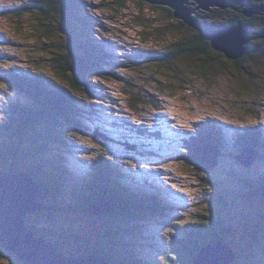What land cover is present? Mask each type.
Listing matches in <instances>:
<instances>
[{"label":"rangeland","instance_id":"rangeland-1","mask_svg":"<svg viewBox=\"0 0 264 264\" xmlns=\"http://www.w3.org/2000/svg\"><path fill=\"white\" fill-rule=\"evenodd\" d=\"M37 1L39 0H0V9L14 4ZM77 1L84 4L81 11L85 14V19L90 27L84 25L85 29L79 28L76 34L71 35L74 50L84 54L85 51L80 49L82 40L93 41L94 46L99 44L98 48L103 47L100 49L103 53L112 56V62L106 63L105 67L102 66L105 80L98 79L96 81L100 90L102 88V92H97V97L92 99H84L86 104L90 102L95 107L92 112L89 111L90 106L86 105L89 117H85V119L91 123L84 122L86 129L83 132L73 131L70 133L71 140L68 142L70 150L66 151L67 154L63 158H60L65 160V164L68 165L67 177L72 174L73 182L77 185L81 182L84 183V180L91 182L98 168L94 164L101 160L104 165L111 167L112 171L114 169L121 170V175L125 173L138 185L143 183L150 188L158 186L162 191L173 196L179 202L177 205L173 204L176 205L175 212L178 213L169 215L170 221H180L183 218L188 222L193 220V217L198 213L205 211L207 207L209 210L218 207L221 209L219 213L221 220L241 221V226L235 225L236 230L234 229L228 234L232 246L225 244L230 255H232V250L234 255L237 254L232 264H258L260 258L264 259V251L261 250L264 246L250 243L254 241L256 233L253 231L254 227H250V221L257 222V227L259 224L264 225L263 201L257 199L252 202L248 201L250 193L247 192L251 188L249 186L247 188L245 183H243L244 189L237 187L239 185L235 183L234 177L228 176L230 171H225V167L230 166V163L226 159L223 160L222 154L218 158V166L213 167L212 174L207 178L213 184L211 187L205 185L195 172L179 163L177 156L181 150L179 139L182 140L190 136L195 125L202 121H215L225 130L228 128L241 130L242 126H257L264 129V62L258 59L259 57L264 59L263 54L259 57L253 56L243 63L244 68L254 73L257 78L246 77L244 72L237 71L232 64L226 63L224 60L216 61L208 66L204 65L202 60L194 57H184L168 62L152 61L148 53L172 51L175 42L182 37L174 33L180 21L175 18L172 20L169 17V12L154 9L146 3L140 5L137 0L129 2L121 10L118 9L114 0ZM190 6L194 7L192 3ZM56 20L55 17L50 16L43 21L36 14L26 15L24 18L0 17V75L9 69L20 72L36 70L42 78L49 81L54 80V82L48 83L49 87L53 88L56 84L63 87L65 84L58 81L57 75L50 69V61H46L40 67H35L27 61V54L33 55L34 58V55H37L49 59L52 56L50 51L56 50L50 47L52 43L56 40L65 42L67 37L62 34V27ZM42 22L54 25V33L50 39L41 37L39 28ZM187 28L189 27H184L183 31L186 34L189 33ZM43 47L46 49H40ZM92 50L94 47L90 49L91 53ZM256 51L261 50L258 48ZM248 80H253L260 86L256 88L257 85ZM0 83L4 84V87L0 88V125H2L8 122L9 116H14V107L18 103L26 104L30 103V100L13 90L8 85L10 82L7 84L0 78ZM243 85H246V90H242ZM135 94L145 99V103L139 104L137 110H133L130 104V99ZM152 97L159 98L163 105L160 108L154 106ZM252 120L261 123L252 125L250 124ZM184 124H188L189 127H183ZM40 125L42 127L35 134L38 139H33L32 136L26 138L22 141L23 150L27 151L29 146L37 147L40 143L43 144L41 138H45L46 133H52L51 130L45 129L48 128L46 122H42ZM224 125L229 127L226 128ZM98 129H101V132L110 138L114 136L135 144L141 142L137 145L139 148L140 145L144 146L145 151H139L137 154L134 153L137 152V149L135 151L127 150L120 140L113 142L105 140L103 135V139L97 137V135H101L98 133ZM151 133L161 134L151 138ZM163 134L166 135L167 142L171 145L160 143L164 139ZM3 136L0 133V158L4 157L3 162L8 168L7 174L14 171L20 172V169L31 171L30 164L41 160V155L36 151L26 154V157L20 155L19 158H16L17 160L9 157V152L3 153L2 151L4 147L1 145L5 142ZM86 141H91V144ZM93 144L96 147H93ZM228 144L229 140L224 141V145ZM148 148L150 150L146 151ZM213 150V148L209 149L211 153ZM251 151L252 148L244 149L246 154ZM172 152L174 153L172 154ZM244 152L238 154L237 158L245 156ZM90 157H94V159H90ZM209 158L215 162L217 160L213 159V153L209 155ZM0 164L2 165V162ZM1 165L0 168H2ZM45 165L49 164H45V161L43 164L39 163L42 179L50 176L51 166H46L47 168L44 170ZM169 165H176V167L166 171L165 168ZM76 166L80 171L75 170ZM240 166L243 167L242 171L234 162L235 173L241 176L240 179L244 181L246 176L251 177L246 174V168L242 164ZM52 168L54 169L53 166ZM254 170L257 172L258 169L254 168ZM62 180L64 178H58L56 181L63 182ZM121 184L120 188L126 185L122 182ZM79 189L81 188L75 190L76 193ZM138 189L144 191L141 186ZM180 189L186 190L180 191ZM240 190L244 192L242 194L237 192ZM65 192L67 195L75 194L74 191H68L65 186L61 195L54 194L50 199V203L53 206L56 205V211L51 214L46 212L43 217H38L40 215L34 213L28 215L29 220L37 223L36 225L41 229L54 231L58 239H61V235L68 234L72 237L74 232L83 231L86 234L84 239L89 241V246H87L88 242L84 241L82 242L86 244V248L74 243L75 241H72L74 246L69 241H64L62 247L67 253L84 248L87 252L102 251L107 254L105 246L108 244V240L105 230L108 225L112 224L109 221L112 218H105L103 216L105 214L96 215L94 213L84 216L67 214L64 211L65 204L68 203V198L64 195ZM221 194L225 196L227 202L231 197L237 199L239 204L236 202L234 205H239L240 208L235 212H230L235 208H231L229 204L224 205L217 202V198L222 196ZM94 205L96 204L92 206ZM94 207L102 209L104 206L99 204ZM180 211H187L190 215L183 217ZM252 211H255L253 215H251ZM146 217L148 218L145 221L140 222L141 227L145 228L144 230L147 232H143L142 238L145 241L146 237L150 235L154 237V245L164 248L167 243L163 236L164 233L160 232H174L178 226L174 222L171 225L168 224L170 222H162V217H151L150 215ZM162 224L163 227H161ZM257 227L255 226L256 230H258ZM28 228H30L29 225ZM89 230L92 232H88ZM135 246L138 247L141 255L151 256L154 259L159 257L156 252L151 250L150 244H142V248L138 244ZM250 246H252L251 249H249ZM12 263L9 257L0 256V264Z\"/></svg>","mask_w":264,"mask_h":264},{"label":"trees","instance_id":"trees-1","mask_svg":"<svg viewBox=\"0 0 264 264\" xmlns=\"http://www.w3.org/2000/svg\"><path fill=\"white\" fill-rule=\"evenodd\" d=\"M133 1L135 0H114V3L121 10L129 2ZM231 1L234 2V8H232L234 11H231V13L229 11L215 9L212 12H199L197 17L204 28L210 31H215L223 27H236L242 23L248 30L255 32L254 35H251L252 40L248 45L249 51L243 58L238 61H230L223 54L216 55L215 53L219 52H216L212 48L211 43L199 31L187 28L189 29L187 30L189 33H184V27L186 26L182 22H179V26L174 30V33L182 37L179 41L175 42L172 51L148 53V56L152 61L166 62L184 57H194L202 60L203 64L207 66L214 64L216 61L224 60L226 63L232 64L237 71L244 72L246 77L257 78L254 73L244 68L243 63L250 60L253 56L259 57L262 54L264 56V47H262L264 46V38L260 37V33L264 32V19L260 21V24H255L254 19H248L245 16V11L248 8L247 5H242L247 3L253 5L254 1H258ZM137 3L144 5L143 2L137 1ZM83 7L84 4L77 0H39L33 3L14 4L0 9V17L11 16L24 18L26 15L36 14L45 21L50 16H53L62 27V34L67 37L64 43L63 41L61 43L57 40L52 43L50 47L56 50L50 51L52 56L49 59L37 55H34V58L33 55L27 54V61L35 67H40L46 61H50V69L57 75L58 81H62L65 84L63 87H60L58 84L53 86V88L49 87L48 83L54 82V80L49 81L48 79L42 78L36 70L22 71V73L15 69H9L0 75L2 81L5 83L10 82V84H7L13 90L18 91L30 100V103H18L14 107V116H9L8 122L0 125V133L5 137V142L1 146L4 147L2 149L3 153L9 152L8 156L15 160L20 155L26 157L28 153H34L35 151L41 155L40 161L30 164L31 171L20 169V172L23 171V173L31 175L37 181L40 188L37 201L44 209L41 212H37L40 215L38 217H43L46 215V212L51 214L53 211H56V205L53 206L50 203V199L54 194L61 195L65 186L68 191L75 192V194L70 193L68 195L66 192L64 193L68 198V203L67 205L65 204L66 208H64L67 214L84 216L91 213L93 204H96L95 206L99 204L105 205L109 212L103 216L105 218H112L109 219L112 224L108 225V228L105 230L108 240V244L105 246L107 254L102 251L87 252L84 249L86 248L84 242H88L87 246H89V241L84 239L86 234L83 231L79 233L74 232L72 237L68 234L61 235V239H58L54 231L41 229L36 225L37 223L30 221V217L28 216L26 221L30 229L39 238H43L57 245L58 251L67 257L83 259L100 256L109 264H193L201 250L208 245L222 242L231 247L232 245L230 243L232 242L229 240L228 234L235 229V225L241 226V221L221 220L222 218L219 215L221 209L218 207L214 210H209L207 207L205 211L198 213L197 216L193 217V220L188 222L184 221L183 218L180 221H170L168 218L169 215L172 216V214L178 213L175 212V206L179 202L173 196L166 191H162L158 186L150 188L143 183H139L138 185L136 181L125 175V173L121 175V170L114 169L112 171V168L104 165L101 160L94 164L98 168L91 182L84 180V183L81 182L77 185L73 182L72 174L67 177L66 171L68 165L65 164V160H61L60 158H63L67 154L66 151L70 150L68 145V142L71 140L70 133L73 131L83 132L86 129L84 122H87V124L91 123L85 117H89L88 112H94L95 107L90 102L86 104L84 99H92L97 97V92H102V88L100 90V86L96 81L98 79L105 80L102 66L105 67L106 63L112 62V56L103 53L100 50L103 47L98 48L99 44L94 46L93 44L95 43L93 41L88 42L86 39L82 40V48L80 46V49L85 51L84 54L81 51L77 52V50H74L73 37L71 35L76 34L79 28L85 29L84 25L90 27V24L85 19V14L81 11ZM151 7L169 12V17L174 20L171 9L160 6ZM39 32L42 39L44 37L50 39L54 33V25L52 23L42 22ZM92 47H94V50L91 53L90 49ZM258 48L261 51H256ZM40 49H46V47ZM258 59L264 62L263 58L259 57ZM248 81L257 85L256 88L260 86L253 80ZM245 88L246 85H243L242 90H246ZM151 100H153V103H155L154 106L156 107L160 108L163 105V102L157 97H152ZM142 103H145V99L140 95L135 94L130 99L133 110H137L139 104ZM86 105L90 106L89 111L86 110ZM42 122L47 123L48 128L45 129L48 131L51 130L52 133H46L47 136L41 138L43 139V144L40 143L37 147L29 146L27 147V151L23 150L22 141L26 138L32 136L33 139H38L35 134L42 127L40 125ZM224 126L228 128L231 125ZM98 130V133L103 135L105 140L107 139L113 142L120 140L123 142L121 144L125 146L137 147V150L135 149L137 152L134 153L138 154L139 151H145L144 146L142 147L140 145L139 148L137 145L141 144V142L135 144L127 140L124 141V139L115 138L114 136L110 138L102 133L101 129ZM230 130V128L225 130V128L218 125L215 121H202L197 123L190 136L182 140L179 139L181 150L177 156L178 162L195 172L200 176L201 181L205 185L211 187L213 184L207 178L212 174L213 167L203 162L202 149L206 145L214 146L223 155V160L226 159L230 163V166L225 167V171H230V175L228 176L234 177L235 183L239 185L237 187L244 189L243 183H245L247 188L248 186L251 188L247 192L250 193L249 200H247L252 202L257 199L264 203V129L257 126H242L241 130ZM151 134V138H154L161 133ZM163 135L164 139L160 143L170 144L167 142L166 135ZM226 140H229L228 145H224V141ZM176 144L178 145V143ZM149 148L146 151H149ZM246 148L258 150L257 159L249 167L242 164L237 158V155L242 154ZM3 161L4 157L2 159L0 158V162H2V165L0 164L2 166L0 168V175L7 173L6 170L8 169L5 167L6 165ZM43 161H45V164H49L43 167L44 170L48 166H51L50 176L45 177V179H42V173L39 169V163L43 164ZM234 162L239 166L240 171L243 170V167L240 166L242 164L246 168V174L251 177L246 176L244 181L241 180V176L235 173L236 169L233 167ZM76 168L75 170H79L78 166ZM254 168L258 169L257 172ZM54 176H57L59 179L64 178L62 180L63 182H57L56 180L58 178ZM121 182L126 184L123 188H120L122 186ZM140 186L143 188V192L138 189ZM78 188L81 189L76 193L75 190ZM237 192L242 194L244 191L240 190ZM229 201H226L224 195L217 198L218 203H223L224 205L229 204L231 208H235L234 211L230 212H235L236 209L240 208L239 205H234L236 202L239 204L237 199H232L231 197ZM174 203H176L175 206L173 205ZM254 212L252 211L251 215ZM180 214L183 217L190 215L187 211H180ZM147 215L151 217H162V222H170L168 223L169 225L174 222L178 226V229L174 232H160L164 233L163 236L167 243L164 248L154 245V237L150 235L146 237L145 241L142 238L143 232H147L144 230L145 228L143 229L141 227L140 222L145 221L148 218L146 217ZM256 224L257 222L250 221V227H254L253 231H256L255 238H253L254 241L250 243H257L264 246V225L259 224L257 227ZM255 226L258 230L255 229ZM161 227H163V224ZM163 229L166 230V228ZM88 232H92V230ZM64 241H69L70 244H73L72 246H74V243H77L84 248L76 249L73 253H67L62 247ZM72 241L75 242L73 243ZM135 244H138L140 248H142V244H150L152 246L151 250L156 252L159 257L154 259L151 256L141 255L140 250ZM100 249L102 250L103 248ZM0 250H3L0 251V256L5 258L9 257L13 262L12 264H24L15 254L7 252L3 248ZM261 250L264 251V247ZM263 260L260 258L259 263L262 264L264 262Z\"/></svg>","mask_w":264,"mask_h":264},{"label":"water","instance_id":"water-1","mask_svg":"<svg viewBox=\"0 0 264 264\" xmlns=\"http://www.w3.org/2000/svg\"><path fill=\"white\" fill-rule=\"evenodd\" d=\"M151 6L167 7L173 11L174 18L187 27L199 31L212 48L223 54L230 61H238L249 51L248 45L252 40L251 35L255 32L248 30L242 23L236 27H223L210 31L204 28L198 12H212L215 9L226 10L234 8L231 2L225 0H137ZM264 3V0H257ZM194 7H191L190 4ZM245 11L246 17H251L257 12L253 6L248 5ZM264 12V6L261 8ZM264 38V32L260 33ZM103 139L102 135H97ZM129 150L136 147L126 146ZM210 148H213L214 158L210 160ZM245 153V152H244ZM246 154V153H245ZM221 153L211 145L202 149V160L204 163L216 167L219 163ZM257 150H252L238 160L249 167L257 159ZM40 188L37 181L31 175L14 171L0 175V247L7 252L15 254L24 264H109L100 256L76 259L70 258L58 251V246L39 238L37 234L28 228L25 216L42 211L44 208L37 201ZM95 206V205H94ZM91 207V213L103 215L108 209ZM37 210V211H36ZM227 246L222 242L204 247L193 264H232L236 255L227 252ZM231 258V259H228Z\"/></svg>","mask_w":264,"mask_h":264},{"label":"flooded vegetation","instance_id":"flooded-vegetation-1","mask_svg":"<svg viewBox=\"0 0 264 264\" xmlns=\"http://www.w3.org/2000/svg\"><path fill=\"white\" fill-rule=\"evenodd\" d=\"M225 1H228V2H231L232 4H234V2L231 1V0H225ZM244 5L245 6L246 5L248 6L249 4L248 3L247 4H243L242 6H244ZM252 6H253V11L254 12H257V14H254L251 17H247V18L248 19H254L255 24H260V21L264 19V12H262V9H261L264 6V3L254 1V3H253ZM221 11H227V12L229 11V13H231V11H234V10H232V9H226V10H221Z\"/></svg>","mask_w":264,"mask_h":264},{"label":"snow or ice","instance_id":"snow-or-ice-1","mask_svg":"<svg viewBox=\"0 0 264 264\" xmlns=\"http://www.w3.org/2000/svg\"><path fill=\"white\" fill-rule=\"evenodd\" d=\"M216 55H221V53H215ZM4 87V84L3 83H0V88H3ZM257 123H261V122H259V121H257V120H252V121H250V124H252V125H256ZM183 127H185V128H188L189 127V125L188 124H184L183 125ZM86 143H89V144H91V141H86ZM93 147H96V145H92ZM90 159H94V157H90ZM176 167V165H169V166H166V168H165V170L166 171H168V170H170V169H173V168H175ZM173 187H175V185H173ZM186 189H180V191H185ZM210 190V189H209ZM188 191H190V190H188Z\"/></svg>","mask_w":264,"mask_h":264},{"label":"bare ground","instance_id":"bare-ground-1","mask_svg":"<svg viewBox=\"0 0 264 264\" xmlns=\"http://www.w3.org/2000/svg\"><path fill=\"white\" fill-rule=\"evenodd\" d=\"M33 214H34V213H32V214H30V215H33ZM30 215H29V216H30ZM27 217H28V215H27V216H25V218H24V219H25V221H26V218H27Z\"/></svg>","mask_w":264,"mask_h":264}]
</instances>
